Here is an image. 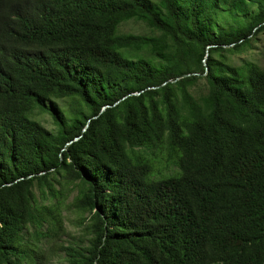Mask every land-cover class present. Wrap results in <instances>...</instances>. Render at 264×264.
I'll list each match as a JSON object with an SVG mask.
<instances>
[{
  "label": "trees",
  "instance_id": "16d2710c",
  "mask_svg": "<svg viewBox=\"0 0 264 264\" xmlns=\"http://www.w3.org/2000/svg\"><path fill=\"white\" fill-rule=\"evenodd\" d=\"M262 31L264 0H0V264H264V70L233 57Z\"/></svg>",
  "mask_w": 264,
  "mask_h": 264
},
{
  "label": "rangeland",
  "instance_id": "374dc122",
  "mask_svg": "<svg viewBox=\"0 0 264 264\" xmlns=\"http://www.w3.org/2000/svg\"><path fill=\"white\" fill-rule=\"evenodd\" d=\"M119 31L122 32H133V33H150V30L141 22L134 21V20H128L124 23H122L118 27ZM253 48L246 50L244 52L234 54V59L238 58H249L256 63L259 64V66L264 70V31L258 33L256 35V39L253 42ZM202 81L199 82L198 86H201ZM39 120L41 124L47 128V129H53V124L51 122V118L48 114L42 113L39 115ZM64 218H63V227L64 232L57 238V242L60 243L65 242L67 240H70L71 235L77 239H84L85 236H82V232L80 227L77 223H75V217L76 214L73 210V208H69L65 210L64 212ZM42 241L44 242H50L51 238H42ZM84 243V242H83ZM55 260V257L51 258V261L53 262ZM55 263V262H53ZM59 264H64L63 261H59Z\"/></svg>",
  "mask_w": 264,
  "mask_h": 264
}]
</instances>
